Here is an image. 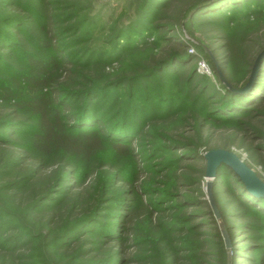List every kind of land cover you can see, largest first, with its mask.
<instances>
[{"label": "rangeland", "instance_id": "374dc122", "mask_svg": "<svg viewBox=\"0 0 264 264\" xmlns=\"http://www.w3.org/2000/svg\"><path fill=\"white\" fill-rule=\"evenodd\" d=\"M195 1L150 0L147 7L146 0H0V16L14 22L0 24V85L13 86L18 74L27 70L28 56L40 57L58 66H49L45 75L63 78L64 93L57 97L69 123L95 125L84 119L96 111L101 118L97 129L113 137L120 133L111 124L116 128L125 112L126 129L133 133H121L119 141L132 154L116 157L106 152L103 157V169L122 168L125 179L124 184L113 185L107 179L100 183L102 193L92 221L79 225L63 248L52 246L47 255V232L75 222L74 217H64V209L71 210L64 198L82 174L54 183L44 207L30 214V220L18 219L17 230L7 231L11 243L4 245L15 244L12 240L20 230L30 231L34 238L25 239L12 259L21 264H164L168 258L167 263L174 264L176 251L187 252L177 247L176 238L188 242L206 238L209 245L204 251L213 258L212 264H264V197L244 188L247 201L242 205L247 208H238L227 166L217 168L210 187L229 237L230 247H225L206 194L203 158L214 148L232 151L264 181V102L249 106L243 115L224 113L229 94H245L255 85L243 92L231 90L245 81V71L264 47L251 41L264 30V0H217L186 13ZM16 2L20 7H15ZM48 13L57 28L53 40L57 49L44 45L49 37L40 21ZM3 29L10 36L2 34ZM168 48L178 57L143 79L151 70L149 57L156 58ZM212 59L230 87L219 79ZM202 61L209 73L200 68ZM60 67L69 78L63 77ZM95 86L102 89L90 99L85 92ZM20 114L19 120L34 122L31 113ZM75 115L82 117L81 122ZM13 128L0 127L17 142L15 147L2 146L0 206L23 214L32 203L35 183H43L34 179L12 188L13 179L33 162L28 155L36 156L35 150H29L27 127ZM17 156L26 157L18 168L9 165ZM122 237L124 246L115 258L109 253L117 251ZM11 258L0 254V264H10Z\"/></svg>", "mask_w": 264, "mask_h": 264}, {"label": "trees", "instance_id": "16d2710c", "mask_svg": "<svg viewBox=\"0 0 264 264\" xmlns=\"http://www.w3.org/2000/svg\"><path fill=\"white\" fill-rule=\"evenodd\" d=\"M149 1L150 0H146L144 5L147 7L150 6ZM200 1L201 0H196L192 3L186 13ZM212 1L201 4L199 9L213 3ZM15 7H20L18 2H16ZM140 13H142V11ZM11 21L12 18L8 19V16L6 15L0 16V24H14V22L12 23ZM40 22L41 29L49 37V42H46L47 44L45 43L44 45L46 47H54L55 45L53 40L55 39V32L57 28H55L53 16L50 13L45 14ZM3 30L4 33L2 32V34L10 36L8 30ZM1 36L2 35H0V39L2 38ZM252 40L260 43L259 46L264 45V30L258 31L251 38V41ZM41 48L43 49L44 46ZM57 48L54 47L52 49ZM175 51L176 50L172 48H168L164 49L156 58H154V55L150 56L148 62L150 65L148 66H150L151 70L143 74V79L149 78L153 72L162 69L164 65L171 63L174 58L178 57L177 55H174L176 53ZM26 64L28 67L27 70L18 74L19 76L13 80V86L3 83L0 85V107L6 108V110H0V127H6L9 129H14L13 127H27L25 128L26 131L31 132L29 150L36 151V156H32L31 154L28 155V157H33V162L29 164L20 175H17L13 179L11 184L12 188H21L26 183L28 184L31 181H34V179H39L38 181L43 184L35 183L37 187L32 193V203L27 209H25L23 214L18 212L15 208L8 212V209L0 206V254L4 255L8 253L10 258L13 253L22 247V243L25 242V239L31 241L34 238L31 236L30 231L24 230L22 232V230H20L21 234H18L12 240L15 244H10L9 246L4 245L11 243V241H9L11 236L7 235V231L17 230L21 224L18 223V219L23 216L30 220V214L35 213L44 207L43 205L45 204L43 203V200H45L46 197H49L47 196L49 195L48 191L54 183L58 184L60 182L74 180L75 178L78 179V174H82L77 181L79 183L74 184L67 189L64 198V202L65 200H68V202L71 203L70 211H68V208L64 209V212H66L64 217L66 220H70L74 217L75 222L66 229L64 227V229L57 227L58 232H54L49 228L50 232L47 233H49L50 236L48 237L47 245L44 248L47 255H50V249L52 246H55L56 248H63V245L67 243V240L71 237L72 233L76 229H79V225L83 226L87 222L92 221L98 196L100 195L101 197L102 193L100 186L101 182H104L107 179V181L109 180V182L114 183L113 185H117L118 183L124 184V169L115 168L113 166H110V168H106L105 170L103 169L105 166L103 164V157L106 152H110L116 157H119L120 155L132 154L131 149L127 145L119 142L122 140L121 133H127L128 135L133 134L126 129V119L123 117L125 116V112H123V116L121 115V118L117 120L118 122H116V128H113L114 122L111 124V129L117 130L118 133H120L113 137H109L107 134L101 133V131L97 129V125L101 121V118L98 116L99 114H97L96 111L88 112L89 115H87L84 120H93V122L97 124L93 125L92 122H81L80 119L82 117L79 115H75L76 122L79 123L80 121L81 124H71L67 120L66 113L61 110V105L60 102H58L57 97V94L60 92L62 93L64 90L62 87L64 84V81L62 80L63 78L51 76L47 77V75H45L46 71L49 70V66L52 65H48L49 62L46 63L40 57H34L31 55L28 56ZM56 67L58 66L55 64V66H52L51 69ZM249 70L250 68H247L245 71L246 76L248 75ZM60 71L63 73V77L65 79L69 78V72L67 74L64 67H60ZM133 79L135 78H131L130 80ZM254 84L255 85L251 88V90L245 94H235L234 96H232L233 94H229L230 98L228 99V102L225 103L224 113L228 112L227 115L230 113L243 115L249 111V106L254 105L255 103L259 104L264 102V88H262V85H264V63L260 66L259 74L256 77ZM237 85L238 84H236V86ZM22 89L25 91L22 92ZM99 89L102 88L95 86L91 90L85 92V94L89 95V98L91 96V98H95L96 92H98ZM22 112L31 113L34 122L28 124L25 118L23 120H19L18 117L19 115H22L20 114ZM10 136V134L0 131V158L3 156L1 150L4 149L3 147L5 145L12 147L17 146L16 140H13ZM22 147L24 148V151L27 150L24 146ZM10 154H12V152ZM22 159L24 160L26 157L23 156L22 158V156H17L10 161L9 165L18 168ZM136 172H139L138 168H136ZM227 175L235 187V190L232 193L235 205L238 208L245 207L242 205V201H247V198L243 196V185L228 167ZM61 202L62 200L59 201L58 204ZM62 220L63 215L61 217L58 216L57 223ZM147 227L149 230L153 227L150 219L147 222ZM216 237H219L218 234L215 238ZM125 239V237H122L121 240L118 241L119 248L117 247V251L112 250L109 254L116 258L122 249L121 247L124 246L123 242ZM175 241L177 243V247H181V249L187 252L181 255L179 254L181 250L176 251L174 264H212L213 258H211V255L208 252L204 251L205 247L209 245L206 238H199L198 240H193L191 242H188L190 240L186 238H176ZM168 261L169 260L167 258L164 264H168ZM10 264L21 263L16 261L15 258H11ZM71 264L80 263L71 262ZM83 264L90 263L86 262Z\"/></svg>", "mask_w": 264, "mask_h": 264}, {"label": "water", "instance_id": "95a60500", "mask_svg": "<svg viewBox=\"0 0 264 264\" xmlns=\"http://www.w3.org/2000/svg\"><path fill=\"white\" fill-rule=\"evenodd\" d=\"M208 1H212V0H201L198 4L194 6V8L190 11V13L198 9L201 4L206 3ZM212 63L219 79L227 87H230L224 75L222 74L219 65L213 59H212ZM262 63H264V47H262L261 50L257 53V55L254 57L251 68L249 70V73L245 81L241 84V86L237 88H231V90L233 92H243L249 89L253 85L258 75ZM203 158L205 159V163H206L205 176H207L208 179L209 178L213 179L217 168L220 165H225L238 178V180L243 184L244 188L248 192H250L254 196L264 197V181H262L254 173V171L242 159L239 158V156L236 153L222 148H214L206 151L203 154ZM210 181L211 180L207 181V185H206V194H207L209 206L213 211L214 217L218 221L219 229L225 242V247L229 248L230 247L229 237L226 228L220 219L218 209L214 202V198L212 196L211 187H210Z\"/></svg>", "mask_w": 264, "mask_h": 264}, {"label": "built area", "instance_id": "2783aa9c", "mask_svg": "<svg viewBox=\"0 0 264 264\" xmlns=\"http://www.w3.org/2000/svg\"><path fill=\"white\" fill-rule=\"evenodd\" d=\"M200 68L205 72L209 73V67L206 62L202 61V63L200 64Z\"/></svg>", "mask_w": 264, "mask_h": 264}, {"label": "bare ground", "instance_id": "6f19581e", "mask_svg": "<svg viewBox=\"0 0 264 264\" xmlns=\"http://www.w3.org/2000/svg\"><path fill=\"white\" fill-rule=\"evenodd\" d=\"M205 179H206V181H209V180H211L210 178L208 179V177H207V176H205Z\"/></svg>", "mask_w": 264, "mask_h": 264}]
</instances>
